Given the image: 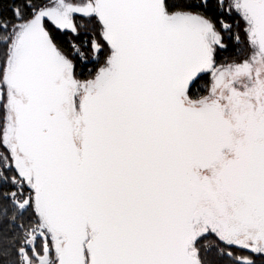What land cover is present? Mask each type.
Returning a JSON list of instances; mask_svg holds the SVG:
<instances>
[{"label":"snow or ice","instance_id":"snow-or-ice-1","mask_svg":"<svg viewBox=\"0 0 264 264\" xmlns=\"http://www.w3.org/2000/svg\"><path fill=\"white\" fill-rule=\"evenodd\" d=\"M3 4L0 264H264V0Z\"/></svg>","mask_w":264,"mask_h":264},{"label":"trees","instance_id":"trees-1","mask_svg":"<svg viewBox=\"0 0 264 264\" xmlns=\"http://www.w3.org/2000/svg\"><path fill=\"white\" fill-rule=\"evenodd\" d=\"M11 3V0H4L3 8L5 10L8 9L9 5ZM211 3L213 4V7L215 6V0H211ZM10 15V12H8ZM211 14V12L209 13ZM236 18L229 17V22H235ZM242 25V23H241ZM239 57V52L236 48V44L234 41H229V48L226 51H221L217 56V62L218 64H225L228 62H233ZM89 68L91 65L88 66ZM81 71L87 72V69L83 67V65L80 66ZM209 86V77L206 80H203L200 82V84L197 86V88L193 89V93L197 95H204L207 93V87ZM224 264H230L229 260H225Z\"/></svg>","mask_w":264,"mask_h":264},{"label":"flooded vegetation","instance_id":"flooded-vegetation-1","mask_svg":"<svg viewBox=\"0 0 264 264\" xmlns=\"http://www.w3.org/2000/svg\"><path fill=\"white\" fill-rule=\"evenodd\" d=\"M238 18V17H237ZM228 63H231V62H228ZM226 64V63H225ZM218 65H220V64H218ZM210 84H211V77L209 76V86H210ZM208 86V87H209ZM207 94V93H206Z\"/></svg>","mask_w":264,"mask_h":264},{"label":"water","instance_id":"water-1","mask_svg":"<svg viewBox=\"0 0 264 264\" xmlns=\"http://www.w3.org/2000/svg\"><path fill=\"white\" fill-rule=\"evenodd\" d=\"M241 23H243V22L241 21Z\"/></svg>","mask_w":264,"mask_h":264}]
</instances>
